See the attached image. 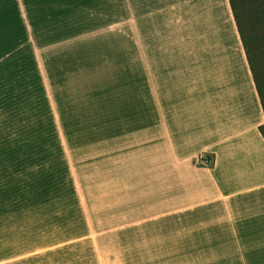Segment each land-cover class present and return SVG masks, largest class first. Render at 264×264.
Here are the masks:
<instances>
[{"label":"rangeland","instance_id":"374dc122","mask_svg":"<svg viewBox=\"0 0 264 264\" xmlns=\"http://www.w3.org/2000/svg\"><path fill=\"white\" fill-rule=\"evenodd\" d=\"M27 1L0 11L1 65L28 84L0 86V264H264V244L185 234L122 179V0ZM241 8L264 57V0Z\"/></svg>","mask_w":264,"mask_h":264},{"label":"crops","instance_id":"0c3cea01","mask_svg":"<svg viewBox=\"0 0 264 264\" xmlns=\"http://www.w3.org/2000/svg\"><path fill=\"white\" fill-rule=\"evenodd\" d=\"M17 1L0 0V11ZM123 6L118 71L134 76L135 113L120 120L122 179L153 210L184 220L185 234L264 244V107L230 0ZM11 69L0 62V86H28Z\"/></svg>","mask_w":264,"mask_h":264},{"label":"trees","instance_id":"16d2710c","mask_svg":"<svg viewBox=\"0 0 264 264\" xmlns=\"http://www.w3.org/2000/svg\"><path fill=\"white\" fill-rule=\"evenodd\" d=\"M244 0H230L234 15L236 17L240 32L242 34L243 42L248 55L251 70L254 75V79L260 94L262 104L264 107V57L254 54L255 47L251 44V36L247 23V16L241 9V3ZM262 133L264 134V124L261 126Z\"/></svg>","mask_w":264,"mask_h":264},{"label":"built area","instance_id":"2783aa9c","mask_svg":"<svg viewBox=\"0 0 264 264\" xmlns=\"http://www.w3.org/2000/svg\"><path fill=\"white\" fill-rule=\"evenodd\" d=\"M203 162H205L206 164H209L210 163V161H208L206 158L203 159Z\"/></svg>","mask_w":264,"mask_h":264}]
</instances>
